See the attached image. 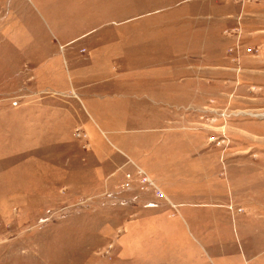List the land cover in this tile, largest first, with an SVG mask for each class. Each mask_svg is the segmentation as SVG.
I'll use <instances>...</instances> for the list:
<instances>
[{"label":"rangeland","instance_id":"1","mask_svg":"<svg viewBox=\"0 0 264 264\" xmlns=\"http://www.w3.org/2000/svg\"><path fill=\"white\" fill-rule=\"evenodd\" d=\"M0 264H264V0H0Z\"/></svg>","mask_w":264,"mask_h":264}]
</instances>
